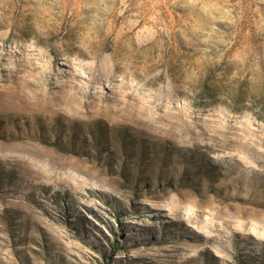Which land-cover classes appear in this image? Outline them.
<instances>
[{
  "label": "rangeland",
  "instance_id": "1",
  "mask_svg": "<svg viewBox=\"0 0 264 264\" xmlns=\"http://www.w3.org/2000/svg\"><path fill=\"white\" fill-rule=\"evenodd\" d=\"M0 264H264V0H0Z\"/></svg>",
  "mask_w": 264,
  "mask_h": 264
},
{
  "label": "trees",
  "instance_id": "2",
  "mask_svg": "<svg viewBox=\"0 0 264 264\" xmlns=\"http://www.w3.org/2000/svg\"><path fill=\"white\" fill-rule=\"evenodd\" d=\"M113 247H114V245H113Z\"/></svg>",
  "mask_w": 264,
  "mask_h": 264
}]
</instances>
